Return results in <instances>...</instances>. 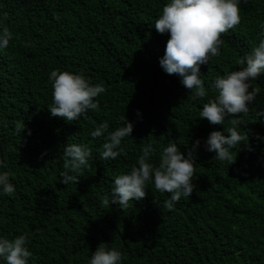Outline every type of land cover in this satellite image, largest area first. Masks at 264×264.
<instances>
[{
    "label": "trees",
    "instance_id": "16d2710c",
    "mask_svg": "<svg viewBox=\"0 0 264 264\" xmlns=\"http://www.w3.org/2000/svg\"><path fill=\"white\" fill-rule=\"evenodd\" d=\"M166 0H0L13 33L0 50V160L14 192L0 195V236L29 240L30 264H87L101 242L122 252V264H264V74L253 81L257 96L243 115L248 144L237 145L234 163L213 159L204 148L223 125L199 118L175 74L159 65L168 39L154 29ZM240 22L221 34V54L201 65L205 86L238 70L237 61L257 43L264 0H241ZM82 73L103 83L98 109L74 121L50 115L51 70ZM139 110V115L136 110ZM124 116L133 123L124 153L101 161L103 136L92 138V121L109 130ZM230 126L227 122L224 127ZM195 185L190 197L165 208L167 193L149 183L128 207L104 206L112 180L130 170L144 144L169 142L185 153L195 140ZM84 143L92 156L75 184L60 183L62 149Z\"/></svg>",
    "mask_w": 264,
    "mask_h": 264
},
{
    "label": "clouds",
    "instance_id": "9594fccd",
    "mask_svg": "<svg viewBox=\"0 0 264 264\" xmlns=\"http://www.w3.org/2000/svg\"><path fill=\"white\" fill-rule=\"evenodd\" d=\"M241 0H166L160 14L154 20L153 27L159 34L167 33L164 54L159 65L166 74H175L180 84L190 90L188 96L193 101L214 95L202 104L199 118L209 124L223 125V131L212 130L204 140V148L212 152L213 159L232 164V155L237 145L248 144L249 131L242 128L246 122L242 116L249 113L258 92L253 81L264 74V21L258 25L257 43L245 52L237 61L242 65L218 75L208 82L207 87L200 72L201 65H208L212 57L221 54V34L239 24ZM7 12H0V50L5 49L13 39V33L6 26ZM51 84L52 106L50 115L74 121L85 116L89 110L98 109L97 97L105 92L103 83H92L82 73H72L53 69L48 74ZM139 115V110H136ZM264 121V109L255 113ZM230 126L224 127L225 123ZM92 138L103 136L99 158L101 161L114 160L124 153L122 140L130 138L133 123L124 116L121 126L109 130L105 121H92ZM254 138L264 141V136L253 134ZM200 140L193 142L191 149L182 153L175 142H169L156 154L152 144H144L135 164L112 180L110 193L101 200L104 206H119L124 209L130 201L140 200L146 195L147 185L151 183L160 193H167L163 201L165 208H172L182 197H190L194 190L193 180L194 152ZM92 151L84 143H67L62 149L63 171L59 174L62 184H75L79 180L77 173L89 166ZM5 161L0 160V195H10L14 185ZM32 252L28 237L21 233L12 238L0 236V264H30ZM122 252L101 242L91 252L87 264H122Z\"/></svg>",
    "mask_w": 264,
    "mask_h": 264
}]
</instances>
